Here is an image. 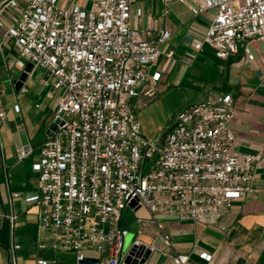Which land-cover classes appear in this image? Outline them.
Wrapping results in <instances>:
<instances>
[{"label": "built area", "instance_id": "obj_1", "mask_svg": "<svg viewBox=\"0 0 264 264\" xmlns=\"http://www.w3.org/2000/svg\"><path fill=\"white\" fill-rule=\"evenodd\" d=\"M133 3L93 0L85 9L58 6V0H27L19 9L20 0H0V27L5 26L3 15L16 12L7 28L19 51L15 65L22 71L34 65L30 77L41 68L46 97L55 103L52 127L33 163L37 192L26 198L38 210V250L74 252L78 264L86 259V250L100 255L96 264H125L135 246L145 245L139 238L148 225L171 246L157 214L216 225L217 218L253 191L262 162L260 155L235 149L231 94H210L189 105L159 139L144 135L131 102L157 97L164 75L154 67L171 32L151 39V30L135 29ZM196 3L195 17L216 11L196 49L208 44L225 60L243 47L253 60L250 45L264 42V0ZM136 15L142 16V10ZM167 55L172 58L173 52ZM12 110L21 113L18 100ZM31 152L30 146L20 148L19 160ZM19 197L11 193L9 198L7 218L13 227ZM126 208L144 209L149 218L136 220L139 237L125 252L131 234L130 227H122ZM195 252L215 264L198 246ZM171 258L174 264H194L189 255ZM37 264L49 261L39 258Z\"/></svg>", "mask_w": 264, "mask_h": 264}, {"label": "crops", "instance_id": "obj_2", "mask_svg": "<svg viewBox=\"0 0 264 264\" xmlns=\"http://www.w3.org/2000/svg\"><path fill=\"white\" fill-rule=\"evenodd\" d=\"M26 1L20 0L19 9L25 7ZM92 5L93 0H58V6L62 7L90 9ZM196 7V0H134L131 23L135 29L151 30V39H156L161 31L171 32L168 40L171 47L165 61L162 66L156 65L163 72V80L179 64L176 57L183 64L178 69V83L187 76L192 61L200 58L207 46L212 49L214 56L204 60L207 79L197 82L196 88L211 85V92L204 99L217 93L233 96L235 114L229 127L236 135L235 149L239 153L260 155L262 162L256 171L253 191L217 218L216 225L174 218L165 232L172 236L176 251L189 255L194 264H207L192 249L196 244L199 250L209 252L215 264H264V42L250 45L253 60L245 56L242 48L225 60L218 58L216 50L208 44L197 50L196 45L203 41L216 11L195 17ZM139 9L142 16L136 15ZM15 13L3 15L5 26L0 27V264H13L14 257L15 264H37L39 258L48 260L49 264H78L74 252L38 250V210L26 198L37 192L38 175L33 163L39 158L40 148L52 127L55 103L46 97L41 80L36 82L34 75L21 92L16 90L22 73L15 65L19 51L7 35ZM169 52H173L172 58L168 57ZM16 100L21 106L20 114L12 110ZM27 146L32 148L31 154L19 160L18 150ZM11 193L20 194L15 200L14 227L7 218ZM153 228L148 225L147 230L152 232ZM149 236L144 237L145 242L150 241ZM45 239L49 244V238ZM14 246L19 248L14 250ZM153 246L155 250L163 249L158 243ZM86 258L96 257L86 255Z\"/></svg>", "mask_w": 264, "mask_h": 264}, {"label": "rangeland", "instance_id": "obj_3", "mask_svg": "<svg viewBox=\"0 0 264 264\" xmlns=\"http://www.w3.org/2000/svg\"><path fill=\"white\" fill-rule=\"evenodd\" d=\"M171 47L167 41L161 47V56L158 60L159 66H162L165 61V54L168 48ZM243 53L244 52V48ZM240 52V51H239ZM238 52V53H239ZM237 53V54H238ZM251 53L252 49H251ZM214 52L212 49L206 47L205 53L200 56V58L194 59L189 66L188 74L185 76L183 82L177 83V75L179 68L183 66L181 59L177 58L179 64H177L172 72H170L166 77V80L162 79V82L158 84L157 90L158 95L156 98L148 101L144 98L139 100L135 99L131 102V106L134 108V111L137 113L139 120L142 125V131L144 135L149 140H156L162 137L172 126L177 115L189 105H192L196 102L202 101L207 93L211 92V85L205 86L201 85L200 90L197 87V82H205L207 79V70H205L204 60L208 57H212ZM247 57V55L245 54ZM157 66L154 67V70H157ZM44 77V71L41 68H37L34 73V80L36 82L40 81ZM195 81V82H194ZM204 89V90H203ZM205 91V92H204ZM201 99V100H200ZM199 100V101H198ZM151 168V163H148L146 166L145 173ZM148 219L149 214L144 210L140 209L137 212H134L131 208H126L123 211V228H129L138 218ZM156 219L162 223L165 231L168 229L167 224L174 220V218L166 217L157 214ZM154 227V226H153ZM151 234L150 236L147 234ZM145 234L140 236V242L144 243L147 247L152 249V254L145 264H174L171 256L175 254L183 255L176 251V247L173 245L172 236L169 234L171 241V246L164 245V240L159 234L156 227L153 228V231H146ZM149 236L150 241L145 242L144 237ZM139 236L137 234H130L125 241V252L133 245L135 239ZM162 242V243H160ZM158 243L163 245L162 250H155L154 244ZM197 245V244H196ZM195 245V246H196ZM154 247V248H153ZM154 249V250H153ZM192 249H195L192 248ZM207 252V251H206ZM87 256L100 257V255L93 251H84ZM209 254V252H207ZM154 254V255H153ZM210 255V254H209ZM15 258H11V262L15 264Z\"/></svg>", "mask_w": 264, "mask_h": 264}, {"label": "water", "instance_id": "obj_4", "mask_svg": "<svg viewBox=\"0 0 264 264\" xmlns=\"http://www.w3.org/2000/svg\"><path fill=\"white\" fill-rule=\"evenodd\" d=\"M34 65L28 64L26 68L22 71L19 79L16 82V90L18 92L24 87L25 83L30 77ZM134 206V203L132 204ZM139 224L134 222L130 226L131 234L138 233ZM152 254V249L146 245L135 246L130 252V255L126 258L125 264H145ZM135 256V258H133ZM99 261L97 258H86L83 264H96Z\"/></svg>", "mask_w": 264, "mask_h": 264}]
</instances>
